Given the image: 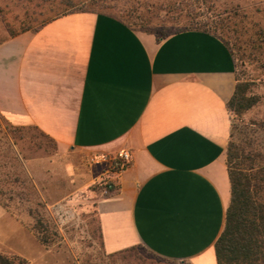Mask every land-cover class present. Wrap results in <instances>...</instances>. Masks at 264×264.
I'll return each mask as SVG.
<instances>
[{"label": "crops", "instance_id": "obj_1", "mask_svg": "<svg viewBox=\"0 0 264 264\" xmlns=\"http://www.w3.org/2000/svg\"><path fill=\"white\" fill-rule=\"evenodd\" d=\"M236 82L216 35L157 40L106 14H68L0 44L4 120L35 127L61 153H130L96 205L109 255L141 246L168 261L217 264Z\"/></svg>", "mask_w": 264, "mask_h": 264}, {"label": "rangeland", "instance_id": "obj_2", "mask_svg": "<svg viewBox=\"0 0 264 264\" xmlns=\"http://www.w3.org/2000/svg\"><path fill=\"white\" fill-rule=\"evenodd\" d=\"M35 2L0 0V41L13 38L12 32L21 34L28 24L26 12L34 9ZM186 2L193 3L192 17L199 23L193 28L216 35L230 47L245 98L257 99L239 116L230 112V125L237 123L244 130L264 123V58L253 57L248 41L255 31L264 30V0ZM90 9L145 33L108 5ZM218 15L232 16L231 22L221 27ZM188 21V17H164L160 12L152 23L172 33ZM118 153H61L33 126H14L0 116V188L5 191L0 197L5 210L0 217V253L19 256L26 264H188L161 259L141 246L111 255L104 252L96 205L109 194L108 186L116 185ZM33 215L41 224L36 225ZM39 233L47 243L39 240Z\"/></svg>", "mask_w": 264, "mask_h": 264}, {"label": "trees", "instance_id": "obj_3", "mask_svg": "<svg viewBox=\"0 0 264 264\" xmlns=\"http://www.w3.org/2000/svg\"><path fill=\"white\" fill-rule=\"evenodd\" d=\"M106 5L108 8L116 10L124 18L134 20V23L143 32L154 35L157 40L182 30L205 31L193 28L199 26V23L195 22L192 17L193 3L188 4L186 0H36L34 9L30 13L26 12L25 20L28 24L24 26L21 33L26 31L35 33L47 23L68 14L83 12L106 14L90 9V7L105 8ZM160 12H164V17L168 15L178 19L188 17L190 21L184 25L185 28L169 33L168 29L158 28L156 24L152 23ZM230 18L232 16L218 15V24L224 27L231 22ZM117 19L133 29L125 21ZM232 26L235 25L232 24ZM236 30L235 28V32H237ZM17 35V33H11L12 37ZM248 41L253 57L264 58V30L255 31ZM3 42L0 41V44ZM224 44L231 52L236 66L234 53L225 42ZM236 80L235 91L227 108L229 112L239 116L254 106L257 99L255 97L246 99L244 83H241L237 77ZM226 166L230 183V201L226 210L223 231L214 245L216 263L264 264V123H258L254 127L244 130L237 123L230 125ZM113 189L111 188L109 192H112ZM4 194L5 191L0 188V197ZM33 218L36 225L41 224V219L38 216L33 215ZM39 234V240L42 243H47L46 237ZM0 264H26V261L19 256L0 253Z\"/></svg>", "mask_w": 264, "mask_h": 264}, {"label": "built area", "instance_id": "obj_4", "mask_svg": "<svg viewBox=\"0 0 264 264\" xmlns=\"http://www.w3.org/2000/svg\"><path fill=\"white\" fill-rule=\"evenodd\" d=\"M103 160H105L104 157ZM130 162H131V155L128 151H120L118 153L117 161H115L114 163L118 176L129 166ZM111 188L113 187L110 184L108 186V189L110 190Z\"/></svg>", "mask_w": 264, "mask_h": 264}]
</instances>
